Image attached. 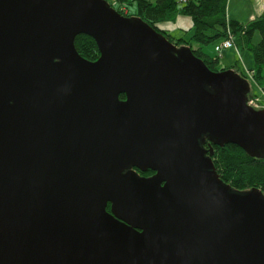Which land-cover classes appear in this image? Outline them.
<instances>
[{
	"label": "water",
	"instance_id": "obj_1",
	"mask_svg": "<svg viewBox=\"0 0 264 264\" xmlns=\"http://www.w3.org/2000/svg\"><path fill=\"white\" fill-rule=\"evenodd\" d=\"M250 91L107 0H0V264H264L261 191L204 147L264 159Z\"/></svg>",
	"mask_w": 264,
	"mask_h": 264
},
{
	"label": "trees",
	"instance_id": "obj_2",
	"mask_svg": "<svg viewBox=\"0 0 264 264\" xmlns=\"http://www.w3.org/2000/svg\"><path fill=\"white\" fill-rule=\"evenodd\" d=\"M110 6L123 16L129 18H140L144 24L155 29L166 36L168 40L178 47H189L196 57L213 72H222L234 69L221 66V55L223 50L234 49L236 55L241 57L242 50L253 53L254 69L247 70L248 77L259 87L264 84V11L260 16L247 24L228 17V0H107ZM136 7V12L130 16V6ZM189 18L192 27L186 37L173 38L167 31L161 30L158 25L173 23L178 17ZM259 35V42L254 43L255 36ZM233 41V46L216 51V46L225 40ZM209 45H214L215 55L203 51ZM75 46L78 53L89 61H96L99 50L96 42L87 35L76 37ZM195 46L199 48L194 49ZM237 67V66H236ZM235 71V70H234ZM237 72V71H235ZM249 100L261 105L260 99L249 93ZM120 99H125L124 95ZM206 147V146H205ZM213 149L212 160L215 172L225 184L229 185L233 192L244 193L256 188L261 191L264 198V159L254 158L248 155L237 145L226 144L216 146L208 144L207 150ZM144 176L154 174L153 172L141 173ZM111 211V204L108 205Z\"/></svg>",
	"mask_w": 264,
	"mask_h": 264
},
{
	"label": "crops",
	"instance_id": "obj_3",
	"mask_svg": "<svg viewBox=\"0 0 264 264\" xmlns=\"http://www.w3.org/2000/svg\"><path fill=\"white\" fill-rule=\"evenodd\" d=\"M227 10H228L229 19L237 20L241 23L247 24L248 22L254 20L255 18H257L262 14V12L264 11V0H228ZM125 11L129 12L128 10ZM158 27L161 30L167 31L173 38L180 39L184 36L186 37L188 31L192 27V22L189 18L179 16L175 22L159 24ZM175 31L181 32V36L179 38L173 36V33ZM197 48H199V46L194 47V49ZM203 51L207 54H211L212 56L215 55V53L213 54L212 52H208L207 49H203ZM250 69H254V64ZM263 95H264V91H263Z\"/></svg>",
	"mask_w": 264,
	"mask_h": 264
},
{
	"label": "rangeland",
	"instance_id": "obj_4",
	"mask_svg": "<svg viewBox=\"0 0 264 264\" xmlns=\"http://www.w3.org/2000/svg\"><path fill=\"white\" fill-rule=\"evenodd\" d=\"M151 1L155 2L156 0H151ZM135 12H136V7L134 5L130 6L129 7L130 16H133V13H135ZM173 36H175L176 38H179L181 36V32L175 31L173 33ZM258 36L257 35L255 36L254 43L259 42L260 36L259 37ZM204 49H207L208 52H212L213 54L215 53L214 52V45H209L208 47H206ZM222 53L223 54L221 55L220 61H221V66L223 68L231 69L234 67V69H232V70H235V71H237V73H240L242 75L244 74V76L248 77L247 70H249L254 64L253 63L254 58H253L252 52H249L248 50H242L241 51V57H238V56L236 57V55H235L236 52L234 49L223 50ZM248 60H249V62H248ZM250 60H251V63H250ZM248 81H249L250 87H251L250 94L258 97L261 100L260 101L261 105H263L264 104V95H263L264 84L262 85V87H259L257 84H255L250 79H248Z\"/></svg>",
	"mask_w": 264,
	"mask_h": 264
},
{
	"label": "built area",
	"instance_id": "obj_5",
	"mask_svg": "<svg viewBox=\"0 0 264 264\" xmlns=\"http://www.w3.org/2000/svg\"><path fill=\"white\" fill-rule=\"evenodd\" d=\"M233 46V41L230 39L225 40L222 44H220L219 46H216V51L220 52L222 49H227ZM249 105L253 106V107H259V105L257 104L256 101L254 100H250L249 101ZM264 107V106H262Z\"/></svg>",
	"mask_w": 264,
	"mask_h": 264
},
{
	"label": "flooded vegetation",
	"instance_id": "obj_6",
	"mask_svg": "<svg viewBox=\"0 0 264 264\" xmlns=\"http://www.w3.org/2000/svg\"><path fill=\"white\" fill-rule=\"evenodd\" d=\"M209 143H210L209 140L206 139V143H205L204 147L206 146L205 148H207ZM134 172H135L139 177L144 176V175L141 174V172L138 171V170H134ZM153 176H154V174L149 175V176H145V177H146V178H151V177H153Z\"/></svg>",
	"mask_w": 264,
	"mask_h": 264
}]
</instances>
